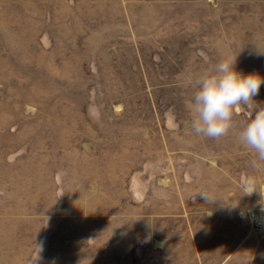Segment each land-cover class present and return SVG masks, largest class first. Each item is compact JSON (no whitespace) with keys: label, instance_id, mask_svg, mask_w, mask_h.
Wrapping results in <instances>:
<instances>
[{"label":"rangeland","instance_id":"1","mask_svg":"<svg viewBox=\"0 0 264 264\" xmlns=\"http://www.w3.org/2000/svg\"><path fill=\"white\" fill-rule=\"evenodd\" d=\"M221 59L264 77V0H0V264H264L251 113L190 128Z\"/></svg>","mask_w":264,"mask_h":264},{"label":"clouds","instance_id":"2","mask_svg":"<svg viewBox=\"0 0 264 264\" xmlns=\"http://www.w3.org/2000/svg\"><path fill=\"white\" fill-rule=\"evenodd\" d=\"M195 90L191 98L190 128L197 136L218 138L232 127L233 116L240 108L251 118L238 130L237 138L264 161V104L254 98L264 83L257 73L244 74L235 67V60L221 59L210 71L190 78ZM210 201L207 193H201ZM85 214L87 209H82Z\"/></svg>","mask_w":264,"mask_h":264},{"label":"built area","instance_id":"3","mask_svg":"<svg viewBox=\"0 0 264 264\" xmlns=\"http://www.w3.org/2000/svg\"><path fill=\"white\" fill-rule=\"evenodd\" d=\"M243 217H246L250 221L252 230L264 236V206L258 208V210L244 213Z\"/></svg>","mask_w":264,"mask_h":264}]
</instances>
